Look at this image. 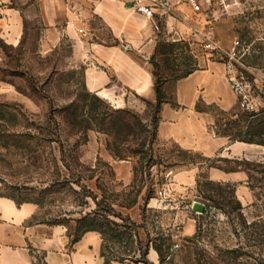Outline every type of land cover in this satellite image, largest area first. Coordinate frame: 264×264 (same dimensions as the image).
Returning a JSON list of instances; mask_svg holds the SVG:
<instances>
[{"label": "rangeland", "instance_id": "374dc122", "mask_svg": "<svg viewBox=\"0 0 264 264\" xmlns=\"http://www.w3.org/2000/svg\"><path fill=\"white\" fill-rule=\"evenodd\" d=\"M220 18L204 28V17L193 14L185 22L194 30L189 41L173 39L162 22L155 53L142 60L172 98L187 72L208 60L224 66L220 55L203 49L204 34L227 51L239 41L233 64L254 111H244L235 93L230 111L203 108L217 136L264 146V0H236ZM31 26L17 42L0 36V196L38 203L30 222L57 223L68 243L78 228L95 229L104 264H264V159L245 163L256 200L244 207L235 184L210 180L208 167L221 165L219 159L158 137L155 94L120 87L115 102L90 92L74 40L65 36L44 49L43 26ZM186 168L189 177L181 178ZM201 199L214 216L190 210ZM188 223L193 232L185 236ZM37 252L33 264H46Z\"/></svg>", "mask_w": 264, "mask_h": 264}, {"label": "crops", "instance_id": "0c3cea01", "mask_svg": "<svg viewBox=\"0 0 264 264\" xmlns=\"http://www.w3.org/2000/svg\"><path fill=\"white\" fill-rule=\"evenodd\" d=\"M132 2L0 0V36L5 32L17 42L36 21L45 31L44 49L59 44L65 36L74 40L76 58L86 62L85 83L90 92L115 102L121 100L120 87L153 97L154 77L142 58L155 53L159 35L147 19L134 13ZM176 12L179 19L169 18L165 22L167 30L174 34L173 39L188 40L194 30L185 22L196 13L186 4L178 6ZM202 16L205 26L207 21ZM220 19L215 18L210 26L216 27ZM83 32L86 39L82 38ZM173 96L176 106L169 102L162 104L158 137L173 140L206 159H219L221 165L208 167L210 180L235 184L240 203L244 207L253 205L256 197L251 187L252 171L245 163L264 159V146L217 136L210 130L213 117L203 108L216 106L227 112L236 104L223 64L208 60L201 70L174 83ZM231 163L237 165L235 169L227 167ZM188 172L190 168L181 172V178L187 179ZM206 202L201 199L185 203H191L188 207L194 205V209L203 208L196 211H204ZM37 208L33 203L17 205L10 198L0 197V264H33L37 251L44 253L46 264H104L98 233L88 232L70 244L61 226L29 224ZM192 232L193 225L188 223L182 233L186 236ZM148 257L155 263L156 254L151 252Z\"/></svg>", "mask_w": 264, "mask_h": 264}, {"label": "built area", "instance_id": "2783aa9c", "mask_svg": "<svg viewBox=\"0 0 264 264\" xmlns=\"http://www.w3.org/2000/svg\"><path fill=\"white\" fill-rule=\"evenodd\" d=\"M101 1V0H91ZM236 0H133L132 9L134 13L147 19L156 33L160 32L162 22H166L169 18L178 20L176 9L182 4L188 5L193 12L205 15L206 24L204 28L210 26L215 18L229 13L235 6ZM201 45L212 56L218 54L224 60V66L229 78L232 91L240 98V107L244 111H254L248 93L247 83H245L238 75L233 63H235V53L240 46V42L236 41L232 49L229 51L223 49L217 44L212 36L204 34L201 39ZM225 57V58H224ZM226 59V60H225ZM234 61V62H233ZM191 205L190 210L196 216L212 217L215 215V208L208 202L205 203L204 211H196ZM178 248L177 243L171 248V251Z\"/></svg>", "mask_w": 264, "mask_h": 264}, {"label": "trees", "instance_id": "16d2710c", "mask_svg": "<svg viewBox=\"0 0 264 264\" xmlns=\"http://www.w3.org/2000/svg\"><path fill=\"white\" fill-rule=\"evenodd\" d=\"M192 72H194V71L191 70V71L187 72V74L179 77L177 80L186 77L187 75L191 74ZM153 77H154V91H155V101H156L157 109H160V111H161L162 104L166 103V102H169V103L173 104L174 106H176V104L174 103V98L173 97L170 98V96H168L166 94L165 89H163V84H162V81L160 80L159 76L153 72ZM246 142L252 143L251 141H246ZM0 197H5V196H0ZM7 198H10V199L14 200L17 205H22L24 203L38 204L35 201H30V200H28V201H18L17 199H15L13 197H7ZM29 224L30 225L33 224L32 221L29 222ZM58 224H60V222H58ZM52 225L53 226L57 225V223H54ZM78 229L79 230H76V235H74V239L72 241H70V244H74V243L78 242L82 238V236L84 234H86L88 232H91V231H96L93 228L92 229H86V230L82 231V234H80L81 229L80 228H78Z\"/></svg>", "mask_w": 264, "mask_h": 264}]
</instances>
